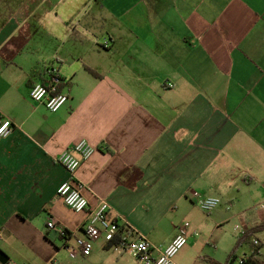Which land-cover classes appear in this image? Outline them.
Masks as SVG:
<instances>
[{
  "label": "crops",
  "instance_id": "obj_1",
  "mask_svg": "<svg viewBox=\"0 0 264 264\" xmlns=\"http://www.w3.org/2000/svg\"><path fill=\"white\" fill-rule=\"evenodd\" d=\"M47 65L69 96L56 113L30 98ZM4 119L0 264H139L104 240L71 259L46 227L87 219L56 195L57 160L82 140L90 209L106 200L161 247L189 223L176 264H226L254 238L264 264V0H0ZM193 192L222 203L206 216ZM223 224L251 237L217 244Z\"/></svg>",
  "mask_w": 264,
  "mask_h": 264
},
{
  "label": "built area",
  "instance_id": "obj_2",
  "mask_svg": "<svg viewBox=\"0 0 264 264\" xmlns=\"http://www.w3.org/2000/svg\"><path fill=\"white\" fill-rule=\"evenodd\" d=\"M62 84L59 70L47 65L41 72V79L32 86L30 98L35 104L45 107L51 113H56L69 100V96L61 90ZM11 132L12 122L8 119L2 120L0 138H6ZM95 150L93 146L82 140L67 149L57 160L67 172L66 181L57 190V197L76 213L88 212L87 219L79 231L72 232L55 218L50 217L47 219V229L55 232L65 242V250L71 259L90 256L94 244L104 240L118 252L131 255L139 264H176V256L187 245L189 223L179 227L178 235L168 246L161 247L152 244L124 217L111 216L113 210L106 200L100 199L96 208H89V203L83 194L84 185L78 179V171L81 164L88 160ZM192 197L195 205L207 214L212 213L222 203L217 197H203L197 192H193ZM230 208L231 205H228V209ZM258 208L264 210V204L258 205ZM234 231L238 238L247 235L246 230L241 226H236ZM193 235L198 236V232L194 231ZM251 241L253 250L250 255L233 256L226 264H251L250 260L257 255L261 246L260 240L254 238Z\"/></svg>",
  "mask_w": 264,
  "mask_h": 264
},
{
  "label": "rangeland",
  "instance_id": "obj_3",
  "mask_svg": "<svg viewBox=\"0 0 264 264\" xmlns=\"http://www.w3.org/2000/svg\"><path fill=\"white\" fill-rule=\"evenodd\" d=\"M206 216H209V214H207ZM210 216H211V214H210ZM227 226H228V224H223L221 227H219V228L217 227V232L215 233V236H214V239H215V241H217V244L221 240H223V241L229 240L232 236H233V238L235 237V233H234L233 229L229 228ZM217 248H218V246H217ZM238 256L239 257L243 256V252L240 249L238 250Z\"/></svg>",
  "mask_w": 264,
  "mask_h": 264
},
{
  "label": "trees",
  "instance_id": "obj_4",
  "mask_svg": "<svg viewBox=\"0 0 264 264\" xmlns=\"http://www.w3.org/2000/svg\"><path fill=\"white\" fill-rule=\"evenodd\" d=\"M251 237V233L247 234L245 237L241 238V240H239V242H237V247L235 248V250H237V248L242 244L244 243V241H247L249 238ZM252 243V241H251ZM253 247V245H252ZM235 254H232L231 257H233ZM251 264H257L256 260L254 258H252L250 260Z\"/></svg>",
  "mask_w": 264,
  "mask_h": 264
}]
</instances>
